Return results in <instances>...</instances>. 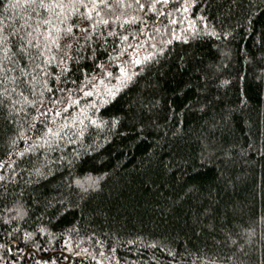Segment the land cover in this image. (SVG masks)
<instances>
[{
    "label": "trees",
    "instance_id": "obj_1",
    "mask_svg": "<svg viewBox=\"0 0 264 264\" xmlns=\"http://www.w3.org/2000/svg\"><path fill=\"white\" fill-rule=\"evenodd\" d=\"M8 2L0 0L6 28L0 35L12 27L24 31L8 37L10 51L0 43V62L8 76H18L19 71H11L17 64L32 72L27 58L14 53L29 30L24 20L34 26L35 16L31 8L5 10ZM108 2L113 8L101 16L110 26L86 33V46L107 39L99 49L106 54L95 64L79 60L82 71L102 75L98 65H111L113 77L103 75L104 84L94 83L102 94L117 85L119 61L109 57L116 55L113 46L122 45L109 31L127 34L133 45L139 41L140 57L151 52L154 58L131 68L136 73L132 81L119 87L114 98L104 96L106 104L100 103L101 96H84L76 85L61 83L80 103L55 117L67 127L62 139L49 141L50 148L40 147L36 137L45 126L55 130L52 114L33 121L35 108L18 92L36 99L41 109L52 107L51 94L45 92L40 103V83L33 97L27 84L17 86L0 71V264H264V0H197L186 13L172 10L174 23L160 17L166 28L154 24L155 14L145 9L138 13L140 21L123 29V16L137 14L135 4L122 8L116 0ZM173 2L180 8L183 0ZM141 22L148 28L133 40ZM173 31L182 38H174ZM74 32L85 45L79 28ZM162 40L171 41L163 54ZM132 51L119 58L125 65ZM41 71L59 74L60 67L54 62L36 69L37 81ZM77 77L81 86L87 83L80 72L71 74ZM48 81L55 91L51 75ZM90 103L97 105L95 116L104 126L84 119L93 110L80 114ZM112 117L118 118L115 126ZM31 123L35 128L29 130ZM21 126L23 139L17 135ZM29 145L35 150L25 151ZM20 151L25 154L17 155ZM88 177H102L100 186L81 192L74 181Z\"/></svg>",
    "mask_w": 264,
    "mask_h": 264
},
{
    "label": "snow or ice",
    "instance_id": "obj_2",
    "mask_svg": "<svg viewBox=\"0 0 264 264\" xmlns=\"http://www.w3.org/2000/svg\"><path fill=\"white\" fill-rule=\"evenodd\" d=\"M116 2L122 8H132V5L135 4L136 9L135 12L137 14L123 16L124 23H121L119 27L123 29L125 24H133L137 21L141 20V17L138 13L143 12L145 9L147 11L155 14V19L149 17V19H153V23L155 24L159 21L160 17L167 16L171 23L170 18L172 16V10L175 11H184L185 13L196 4L197 0H183L180 8L175 7V3L173 0H116ZM171 5V10L169 6ZM5 10L8 8H20L21 10L31 8L32 14L35 16L34 26L28 23V19L24 20L25 26L29 29L23 35L21 42L19 43V52L14 53L19 58L26 57L27 60L32 64V72L28 71V65L21 66L20 64L16 65V68H12V72L19 71L18 76H8L7 72L8 68L3 66V63L0 62V71L5 73V80H11L17 86L21 84H27L29 86V94L33 97L37 96V88L36 84L40 83L43 91L39 92L40 103H43L44 93L48 92L51 95L48 97L49 104L52 105L50 108L48 105H43V108L36 107L37 100L32 99L28 100L23 91H19V97L23 98L27 103L31 104L33 108H35L36 114L31 117L33 121L37 120H47L49 118V114L51 113V124L55 125V130L51 126H45L42 134L37 135V141L41 142L39 144L40 147H51L49 141L54 139H62L61 133L64 128L67 127V123L61 127L55 117L61 116V110H67L74 105H78L80 103L78 98H73V90L67 88H60L59 85L61 83H71L76 85V92H82L84 96L98 95L101 96V104L108 103L107 99H104V96L109 98H114L116 96L117 90L119 87L126 86L127 83L131 82L133 77L136 75L135 72L130 71L131 68L136 65H141L145 63L147 60L154 58V53H148L146 57H140L139 49L143 47V45L139 44L137 41L136 45L128 43L129 36L127 34H123L117 31H109L107 33L108 36H118L121 47L118 49L113 46L112 51L116 53L115 56H110V61L118 63V70L120 75L114 77L117 81V85H113L112 87H106L104 93L102 94L94 83L97 79H99L101 84H104L103 75H107L108 77H113V72L109 71V67L111 65H106L105 63H100L98 68L103 70L102 75L97 76H89L87 72H83L81 66L79 64V60L83 59H92L95 64L96 60L99 59L100 55H105L106 53L100 52L99 49L103 48L104 45L108 43L106 38L104 37V33L101 31V37L103 38V43L96 46H86L89 44V38L86 35L87 30L89 28L95 32L99 25H104L106 27L110 26L109 19H104L101 16V11L104 9H112L113 4L109 3L108 0H9L7 4L4 5ZM81 8L86 9V11H80ZM59 9V11H57ZM95 14V16L93 15ZM107 14V13H105ZM122 16H116V20H121ZM29 19H32V16H29ZM205 17L201 16L200 20H204ZM162 27V21H159ZM141 28L132 35L133 40H137V36H142L147 30L148 25L141 22ZM8 27H12L8 25ZM207 27V25H206ZM79 28L80 36L85 41V45H81L79 40L76 38V33L74 29ZM167 30V29H166ZM6 31L3 22L0 21V33H4ZM24 31L23 29H16L12 27L11 32H8L6 35H0V43L4 44V51H10L8 45L11 41L8 39L10 35H16L18 32ZM159 31V29H156ZM212 35H217L215 30H212ZM224 35H228V33H224ZM172 36L176 39H181L182 37L176 36L175 32H172ZM149 39H153V37H149ZM92 44H95V41H91ZM171 43V41H161V46L159 48V52L163 54L164 45ZM152 48H157L156 44L151 45ZM57 51H53V50ZM132 49L133 59H130L125 65V63L120 60V57L128 55V50ZM83 52L90 53L89 56L82 55ZM59 53V55L57 54ZM71 53H74L72 55ZM43 57V61L41 63H37L40 58ZM7 58V57H6ZM57 63V66L60 67V73L55 74L50 71H41L39 75L42 76L40 81H37L36 75L33 73L36 72V69H42L46 65H50L53 63ZM13 63H16L13 61ZM73 72H80L81 75L84 76L85 83L81 86L77 81V79H72L71 74ZM52 76L53 81L55 82V91L53 86L49 84L48 77ZM21 77H30L29 80L23 81ZM63 78V79H62ZM223 83H226L224 81ZM91 86L92 91H87L86 89ZM68 92L69 95L66 98H62L58 96L57 92ZM4 94L9 95L7 89H3ZM86 110H93L92 115H85L84 119H87L89 124L94 125L96 127H102L106 123L102 118L95 116V110H98L96 104L90 103L86 105V108L80 109V114H84ZM63 119V117H61ZM84 120H80V124L83 125ZM111 123L115 126L118 123L117 117L111 118ZM75 126V125H73ZM86 127V126H85ZM29 130L35 128V124L31 123L28 126ZM84 128L80 129V135H83ZM19 138L24 137V128L20 127V132L17 134ZM16 139H12L11 143L16 144ZM72 141L70 140L69 143ZM209 145H205L207 149ZM35 145H29L25 151H34ZM223 152L224 156L227 157L229 153L224 149H219ZM25 151L17 152V155L23 156ZM3 165H0L2 167ZM3 179V177H0ZM102 177H88L85 181L75 180L74 183L80 188L81 192L87 193L89 188H99V180ZM87 185V186H86ZM31 234L25 233L26 238H30ZM2 247V245H0ZM67 259V257L65 258Z\"/></svg>",
    "mask_w": 264,
    "mask_h": 264
}]
</instances>
